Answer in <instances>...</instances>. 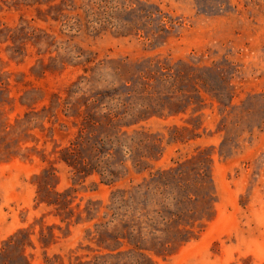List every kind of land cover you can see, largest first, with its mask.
<instances>
[{
    "label": "rangeland",
    "instance_id": "obj_1",
    "mask_svg": "<svg viewBox=\"0 0 264 264\" xmlns=\"http://www.w3.org/2000/svg\"><path fill=\"white\" fill-rule=\"evenodd\" d=\"M179 164L152 237L113 195ZM0 264H264V0H0Z\"/></svg>",
    "mask_w": 264,
    "mask_h": 264
},
{
    "label": "trees",
    "instance_id": "obj_2",
    "mask_svg": "<svg viewBox=\"0 0 264 264\" xmlns=\"http://www.w3.org/2000/svg\"><path fill=\"white\" fill-rule=\"evenodd\" d=\"M182 173L183 164L158 171L152 174L149 180L134 186L129 195L114 194V202L118 204V209L125 211V215L131 213L133 217L131 221L138 217L144 224L141 227L138 226L141 230L150 233L152 237H156L157 232H166L167 228L158 223L164 225L176 223L179 234L193 232V229H188L187 226L192 228L205 218L209 211L211 194L205 175H201L200 180L195 181L201 188L200 193L186 192L181 179ZM199 198L203 201L199 209L187 207V204ZM183 239L186 240V237ZM158 246L167 248L170 243H160Z\"/></svg>",
    "mask_w": 264,
    "mask_h": 264
}]
</instances>
